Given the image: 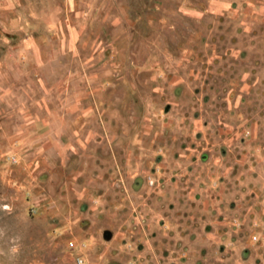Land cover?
<instances>
[{
    "label": "rangeland",
    "instance_id": "rangeland-1",
    "mask_svg": "<svg viewBox=\"0 0 264 264\" xmlns=\"http://www.w3.org/2000/svg\"><path fill=\"white\" fill-rule=\"evenodd\" d=\"M0 264H264V0H0Z\"/></svg>",
    "mask_w": 264,
    "mask_h": 264
}]
</instances>
